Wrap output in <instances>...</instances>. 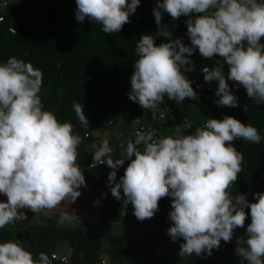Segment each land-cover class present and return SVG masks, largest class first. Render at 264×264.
<instances>
[{
    "label": "clouds",
    "instance_id": "1",
    "mask_svg": "<svg viewBox=\"0 0 264 264\" xmlns=\"http://www.w3.org/2000/svg\"><path fill=\"white\" fill-rule=\"evenodd\" d=\"M141 0H76L75 18L100 23L104 33H117L130 22ZM214 9V11H209ZM162 11L173 20L186 21L190 46L180 38L171 39L168 25L162 24ZM158 34L169 42L157 45L151 35H142L136 46L138 59L133 63L129 99L143 109H155L164 97L177 104L185 98L198 100L192 82L185 75L193 70L191 56L198 50L205 58L219 55L223 64L202 69L205 82L218 81V106L240 107L230 89L232 81L246 89L253 101L264 103V0H157L153 9ZM183 69V71H182ZM42 70L31 62L13 56L0 63V229L27 219L20 209L36 213L73 204L86 185L77 164L81 138L74 135L70 122L61 123L44 109L39 95ZM80 122L88 126L84 105L73 103ZM248 112V105H244ZM183 130L192 128L185 117ZM243 139L260 143L256 127L233 116L222 120L207 118L194 133L154 139V133H138L128 142L123 158L113 159L107 140L94 151L93 164H106L112 171L108 187L117 201L130 204L135 217L144 221L159 211V201L171 197L167 234L172 241L183 240L179 255L211 256L221 241L231 242L235 230L244 228L250 209L251 223L237 238L236 255L248 264H264V193L234 197L228 192L242 170L243 154L233 141ZM143 145V151L138 147ZM130 161L117 182V170ZM97 205L99 201L95 202ZM80 219L76 210L64 211L59 222ZM0 264H51L41 252L34 258L21 240L0 242Z\"/></svg>",
    "mask_w": 264,
    "mask_h": 264
},
{
    "label": "trees",
    "instance_id": "2",
    "mask_svg": "<svg viewBox=\"0 0 264 264\" xmlns=\"http://www.w3.org/2000/svg\"><path fill=\"white\" fill-rule=\"evenodd\" d=\"M156 5L157 0H141L135 14L130 16V22L121 31L110 34L102 31L100 23L88 18L79 23L75 18L76 0H15L10 7L7 21L0 24V63L15 56L42 70L43 84L39 95L44 109L53 112L61 123L70 122L74 135L80 137L90 134V139L78 146L77 164L84 172L88 187L107 191L101 219L136 228L137 235L108 234L100 237L82 230L16 225L1 232L0 242L21 240L34 258L38 259L39 253L44 252L51 264H65L52 258V254L61 246H66L64 255L68 257L67 264H248L247 261H241L235 249L237 238L245 234L247 225L251 223L250 209L246 210L249 215L245 227L235 230L231 242L222 240L220 248L214 249L211 256L203 253L200 256L193 254L181 257L179 252L183 240L173 242L167 234L168 228L172 226L169 219L171 197L159 201V211L153 218L140 221L130 204L124 215L123 201H117L111 195L108 175L112 169L106 164L87 169L94 151L101 146L100 129L106 127L110 120L129 110L133 119L142 118L146 122L154 117L163 104L174 102L165 95L164 102L158 103L155 109H143L128 96L130 78L134 72L133 63L138 59L135 52L140 37L151 34L157 45L169 42L168 38L158 34L159 26L153 15ZM162 15V24L168 25L172 40L188 36L186 21L194 18L195 14L193 17L182 16L178 20H173L163 11ZM14 17L19 21V31L15 35L8 30ZM191 60L193 70L185 75L190 81H195L203 66H216L223 58L219 55L205 58L197 50ZM214 83L218 86V81ZM228 83L238 97L241 108L220 106L212 118L222 120L226 115L233 116L242 123L256 127L261 136L258 144L243 139L233 141L243 154L242 170L238 173L237 181L228 189L234 197L255 188L264 175V103L249 98L243 86L232 81ZM214 97L215 93L212 94ZM74 102L84 105L88 126L83 125L77 117L73 109ZM185 103H179L180 107H190ZM244 105H248L247 113ZM167 124L176 132L177 113ZM198 125L202 126L200 123ZM130 131L129 120L108 132H120L125 137L129 136ZM159 138L161 136L154 134V139ZM135 139L136 136L128 142H134ZM127 144L112 155L114 160L123 158ZM138 147L143 151L142 144ZM128 163L130 161H125L124 166L117 170V182ZM258 192L264 193V182Z\"/></svg>",
    "mask_w": 264,
    "mask_h": 264
},
{
    "label": "crops",
    "instance_id": "3",
    "mask_svg": "<svg viewBox=\"0 0 264 264\" xmlns=\"http://www.w3.org/2000/svg\"><path fill=\"white\" fill-rule=\"evenodd\" d=\"M209 11L210 12L214 11V9H210ZM261 43H264V38L261 39ZM224 73L225 75H227L228 66ZM195 81L194 80L191 81L192 84ZM217 87L218 86L216 85V90ZM197 94L199 96L198 100L191 99L190 103H187L188 105H190V107L189 106L180 107V104H178L179 108L177 111V126H181L182 134H187V132L189 131H191V133H194L195 130L199 127L198 124L200 123L203 126L207 118H212L213 114L220 107L216 103H214V100L218 99V97H216V92H215V97L212 98L210 102H205L202 98V95L200 93ZM236 108L237 107H235L234 109ZM240 108L241 107H239L238 109ZM185 117H187L188 121L192 124L191 129L183 130L182 125L184 123ZM169 135L175 136L176 132L173 130V128H171V126H169V124H167L161 131V137H166ZM99 143L101 145L103 143L101 138L99 139ZM79 191L81 192L80 197L70 206L62 204L53 210L50 211L44 210L36 214L27 208L20 209L19 211L26 214L27 219L15 221L13 223L8 224L5 228L0 229V235L3 230L15 227L16 225H20L23 227L46 226V227H56L66 230L75 229V230L86 231L92 235H96L100 237L108 234L123 235L121 234V232L117 230L119 229V226L126 227L125 225L113 223V222H107L101 219L103 199L107 191L100 188L88 187V186H81ZM6 200L7 197L3 194H0V201H6ZM96 201H99L98 205L95 203ZM73 209L76 210V214L80 219H77L71 224L68 222H64L63 224H61L59 222L60 214L64 211L71 212ZM65 247L66 246H61L55 253L66 252Z\"/></svg>",
    "mask_w": 264,
    "mask_h": 264
},
{
    "label": "built area",
    "instance_id": "4",
    "mask_svg": "<svg viewBox=\"0 0 264 264\" xmlns=\"http://www.w3.org/2000/svg\"><path fill=\"white\" fill-rule=\"evenodd\" d=\"M15 0H0V24H3L7 21V14L14 3ZM9 32L13 35L17 34L19 31V21L17 18H12L10 21V25L8 28ZM180 38L186 46L191 45L190 37L189 36H181ZM223 64L222 71H226L227 63L224 60H221L216 66H208L212 67H219ZM205 67V66H203ZM197 77L196 81L193 82L192 87L197 93L202 95V98L205 102H210L212 100V94L216 92V85L214 81L212 82H205L204 74L202 69ZM191 101V98H185L184 102L188 103ZM178 104L176 101L169 102L163 104L162 108L155 113L154 117L149 121L143 122L142 119H133L132 112L129 110H125L121 112L115 119L110 120L106 127H102L100 129V137L102 142L107 140L109 143V147L112 149L111 155L115 154L119 149L123 148L131 138L137 136L138 133H148L151 131L157 136H161V131L164 126L167 124L170 118H173L177 111H178ZM130 120L131 123V131L129 136H123L120 132L109 133L108 131L114 129L119 124L126 123ZM109 133V135H108ZM81 143L86 142L90 139V134H85L84 136H80ZM80 143V144H81ZM103 144V143H102ZM93 159L89 161L87 164V169H95L97 167L103 166L105 164H97L92 166ZM264 182V175H262L259 183L255 186V188L249 190L247 193H244L249 202L254 201V194L258 192L259 187H261L262 183ZM52 258L54 260H58L62 263H68V257L66 255L60 256L58 253L52 254Z\"/></svg>",
    "mask_w": 264,
    "mask_h": 264
},
{
    "label": "rangeland",
    "instance_id": "5",
    "mask_svg": "<svg viewBox=\"0 0 264 264\" xmlns=\"http://www.w3.org/2000/svg\"><path fill=\"white\" fill-rule=\"evenodd\" d=\"M119 232H121V234H125L127 235L128 237H136L137 235V229L136 228H133V227H124V226H119V229L117 230ZM60 256L64 255L63 252L61 253H58Z\"/></svg>",
    "mask_w": 264,
    "mask_h": 264
}]
</instances>
